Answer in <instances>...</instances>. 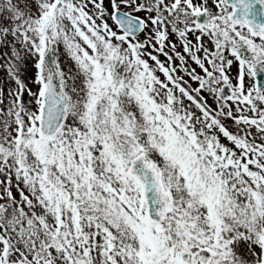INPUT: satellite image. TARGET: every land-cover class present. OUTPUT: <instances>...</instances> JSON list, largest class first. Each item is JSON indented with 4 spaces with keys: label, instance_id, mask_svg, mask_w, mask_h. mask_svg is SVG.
<instances>
[{
    "label": "snow or ice",
    "instance_id": "snow-or-ice-1",
    "mask_svg": "<svg viewBox=\"0 0 264 264\" xmlns=\"http://www.w3.org/2000/svg\"><path fill=\"white\" fill-rule=\"evenodd\" d=\"M0 264H264V0H0Z\"/></svg>",
    "mask_w": 264,
    "mask_h": 264
}]
</instances>
